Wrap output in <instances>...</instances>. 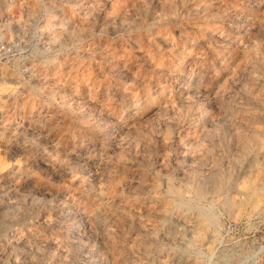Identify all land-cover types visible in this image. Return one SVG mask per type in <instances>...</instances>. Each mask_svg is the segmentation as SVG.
<instances>
[{
  "label": "rangeland",
  "instance_id": "rangeland-1",
  "mask_svg": "<svg viewBox=\"0 0 264 264\" xmlns=\"http://www.w3.org/2000/svg\"><path fill=\"white\" fill-rule=\"evenodd\" d=\"M0 40V264H264V0H0Z\"/></svg>",
  "mask_w": 264,
  "mask_h": 264
},
{
  "label": "built area",
  "instance_id": "built-area-1",
  "mask_svg": "<svg viewBox=\"0 0 264 264\" xmlns=\"http://www.w3.org/2000/svg\"><path fill=\"white\" fill-rule=\"evenodd\" d=\"M12 46L0 40V62H4L10 55Z\"/></svg>",
  "mask_w": 264,
  "mask_h": 264
},
{
  "label": "bare ground",
  "instance_id": "bare-ground-1",
  "mask_svg": "<svg viewBox=\"0 0 264 264\" xmlns=\"http://www.w3.org/2000/svg\"><path fill=\"white\" fill-rule=\"evenodd\" d=\"M8 254V253H7ZM22 260V259H21Z\"/></svg>",
  "mask_w": 264,
  "mask_h": 264
}]
</instances>
